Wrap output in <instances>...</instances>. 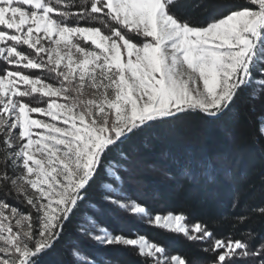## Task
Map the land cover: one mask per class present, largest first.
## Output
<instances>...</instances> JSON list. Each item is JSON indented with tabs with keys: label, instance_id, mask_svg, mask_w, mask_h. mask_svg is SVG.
Instances as JSON below:
<instances>
[{
	"label": "snow or ice",
	"instance_id": "6c2138e0",
	"mask_svg": "<svg viewBox=\"0 0 264 264\" xmlns=\"http://www.w3.org/2000/svg\"><path fill=\"white\" fill-rule=\"evenodd\" d=\"M177 2L0 0V188L26 206L0 199V264H40L106 171L108 153L132 137L147 141L181 114L219 119L246 90L264 103V0L203 23L176 15ZM105 203L210 242L208 264H264V237L251 231L216 238L183 212L151 215L122 191H105L80 229L101 246L135 248L145 264L187 261L144 235L113 234L97 219Z\"/></svg>",
	"mask_w": 264,
	"mask_h": 264
},
{
	"label": "trees",
	"instance_id": "16d2710c",
	"mask_svg": "<svg viewBox=\"0 0 264 264\" xmlns=\"http://www.w3.org/2000/svg\"><path fill=\"white\" fill-rule=\"evenodd\" d=\"M243 2L178 0L173 11L193 23H203ZM262 126L264 103L251 100L246 90L233 109L219 119L181 114L158 124L148 133L147 141L144 134L132 137L108 153L106 171L97 176L62 237L41 256L40 264H77L71 254L74 248L94 264H145L135 248L101 246L79 227L91 213L90 202L99 204L105 191L112 190L122 191L151 214L183 212L188 224H205L216 238L229 234L234 239L242 238L248 231L264 237V214L254 211L264 207ZM139 185L147 191L151 188L150 196ZM176 185L178 190L173 187ZM104 207L108 210L97 219L113 234L144 235L162 245L168 254L184 257L187 264H208L214 258L212 253L202 251L210 242L189 241L110 203ZM242 216L247 219L240 223L238 217Z\"/></svg>",
	"mask_w": 264,
	"mask_h": 264
},
{
	"label": "rangeland",
	"instance_id": "374dc122",
	"mask_svg": "<svg viewBox=\"0 0 264 264\" xmlns=\"http://www.w3.org/2000/svg\"><path fill=\"white\" fill-rule=\"evenodd\" d=\"M242 1H244V0H242ZM0 67H3V65H0ZM36 70H33V72H35ZM35 116H36V118H41V117H39V115L38 114H34ZM263 135H264V133H262ZM166 150V149H165ZM164 150V151H165ZM167 151V150H166ZM163 153H166V152H163ZM165 155V154H164ZM156 163H157V161H156ZM162 167H164L165 168V166H162ZM131 182L133 183L134 182V180H131ZM137 186H138V183L136 184ZM140 186V185H139ZM141 188L140 189H142L143 188V190H144V193H145V195H149V193H151V188L150 189H148V191H147V189H144V186L142 187V186H140ZM173 187H177V188H175V189H179V186L178 185H176V186H173ZM107 188V187H106ZM176 190V191H177ZM150 196V195H149ZM153 197H155V196H153ZM0 199H5V200H7V202L10 204V205H12V206H15V207H17V208H20V209H23V208H25L26 206L20 201V200H18V199H16V198H14L13 196H5L4 195V190L2 189V188H0ZM149 213V212H148ZM126 214H128V215H134V214H131V213H129V212H127L126 211ZM149 214H151V213H149ZM165 214H167V213H165ZM151 215H156V214H151ZM161 215H163V214H161ZM136 217H137V219H139V220H141L142 222H144V223H147V219L145 218V217H143V216H137V215H135ZM148 224V223H147ZM189 225H192V224H189ZM152 226V225H151ZM155 227V226H154ZM159 228V227H158ZM167 231V230H166ZM170 232V231H169ZM182 235V234H181ZM91 240V239H90ZM93 241V240H92ZM94 242V241H93Z\"/></svg>",
	"mask_w": 264,
	"mask_h": 264
},
{
	"label": "water",
	"instance_id": "95a60500",
	"mask_svg": "<svg viewBox=\"0 0 264 264\" xmlns=\"http://www.w3.org/2000/svg\"><path fill=\"white\" fill-rule=\"evenodd\" d=\"M222 117V116H221Z\"/></svg>",
	"mask_w": 264,
	"mask_h": 264
}]
</instances>
